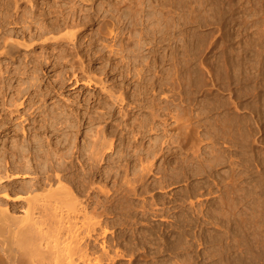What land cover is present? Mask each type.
I'll return each instance as SVG.
<instances>
[{
  "label": "rangeland",
  "instance_id": "rangeland-1",
  "mask_svg": "<svg viewBox=\"0 0 264 264\" xmlns=\"http://www.w3.org/2000/svg\"><path fill=\"white\" fill-rule=\"evenodd\" d=\"M9 3L13 17L7 27L19 32L14 40L24 41V23L17 24L15 17L36 6L45 12L54 7L51 11L56 13L40 19L41 27L55 20L61 31L49 36L66 37L50 47L38 42L31 53L41 60L45 57L44 63L49 58L46 72L34 74L42 78L37 81L41 91L55 87L47 104L38 102L37 107L54 109L60 123L84 124L76 140L79 147L105 128L110 133L105 134L104 147L110 141L113 144L112 160L104 164L105 180H96L97 186L107 190L103 196L108 199L106 207L97 210L101 227L88 235L83 218L78 220L81 239L76 241L79 246L74 242L75 248L88 245L90 251L76 249L74 264H218L219 245L224 251L234 245V264H245L241 252L248 242L254 247L252 255L264 264V0L78 1L74 20L68 21L66 14H60L62 0ZM70 6H64V13H69ZM1 11L0 4V15ZM70 33L78 37L79 56L67 40ZM53 48L55 57L50 54ZM21 54L23 60L27 54L24 50ZM20 64L11 67L13 73ZM34 75L12 74L11 82L24 89L27 83H36ZM98 115H103V120H96L99 123L89 120ZM23 132L21 128L9 134L13 136L9 146L23 141ZM130 156L135 157L133 161ZM114 161L125 164L119 182L112 176L117 172L111 171ZM12 167L19 178L11 181L10 191L16 192L10 193V206L18 217L27 209L18 199L31 196L24 186L39 175L24 180V162ZM73 183L68 178L64 182L71 188L76 186ZM220 203L226 218L218 223ZM227 215L236 218L233 228L238 233L226 225ZM246 230L256 237L247 239ZM24 248L30 264L32 247Z\"/></svg>",
  "mask_w": 264,
  "mask_h": 264
},
{
  "label": "bare ground",
  "instance_id": "bare-ground-1",
  "mask_svg": "<svg viewBox=\"0 0 264 264\" xmlns=\"http://www.w3.org/2000/svg\"><path fill=\"white\" fill-rule=\"evenodd\" d=\"M78 1L84 2V1H90V0H62V2H65L64 3L65 5L67 3L71 4L69 8L70 10L68 9L69 13H64L63 9L65 5L64 6L62 5L63 9L59 7V10L61 9L60 14H62V16H65V14L67 15L66 17H64L65 21L66 20L68 21V19L71 20L72 18L74 20L75 10H76L75 5L77 4ZM0 4L2 7V11H1L2 14L0 15V59H5L6 61H8V63H6L5 66L3 65V62H0V138L2 140L0 144V193L2 194V196L0 194V264H28L29 262L27 263V259L24 258V255H25L24 249L26 250V248L24 247H27V248L32 247L31 249L32 251L30 250L31 252L29 251V249H27L30 253L29 255H31L30 258H28L30 260V264H74L72 256L75 255L74 251L76 249H78L79 251L81 250L85 254H88L89 253L88 250L90 249V248L88 249V245H85L84 247L81 246V249L77 247L79 246L78 245L79 243L76 241L78 239H81L78 237L79 236L78 235L79 228H77L78 220H80V218H83L84 222L81 219L82 220L81 223L83 222V226L85 227L84 230L86 231L87 229L88 231L87 233L88 235H90L89 233H91V231H96L98 227H101L102 221H100L101 219L99 218L101 217V213L97 212V210L101 209L102 207L103 208L106 207V203H108V199L106 198L107 195L106 197L103 196L107 190L105 189L104 191L103 188H101L99 183H98L99 186H97L96 180L97 179H99V181L102 179L105 180V173H108V172H105L104 164L106 160L108 161L109 159L112 160L110 156L111 151L114 150L112 141H110L111 143H109L108 146H107L108 143H106L107 148L104 147V142H106L105 134L108 135L110 132L108 133L105 130L106 128L101 129V130L98 129L95 135L93 136H91L92 134L90 135L92 139L88 137L90 140L86 141L84 145L82 144V146L79 147L77 144L78 142L76 143V140H77L78 134H80L82 132V129L85 128L84 124H80L81 122L78 121V123L74 122V124L71 123L67 125V123L69 122V120H67L68 121L67 123L61 122L62 124H65V126H63L58 121V118L55 115L58 112L55 113L54 109L52 110L50 109L51 111L49 110L48 112V109H49L48 107H47V110L46 108L45 109L43 108L44 106H47V105L42 104L43 105L42 108L44 110L40 111L41 107H37V103L42 102L44 104H47V98L52 97V92H54L55 87H52V89H49L45 92L41 91V88H40L41 82L40 83L38 82L42 78H40V75H34V74H38L39 71H41L42 73L45 67L44 64L49 62V58H48V61L44 63V61L42 60L45 57H42V60H41V57L32 56L31 53H34L35 46L40 45L38 44V42H40L44 46L50 47L52 44L53 45L59 44L61 40L66 39V37L64 36H62V38H58L59 35H57L58 37H55L56 34L55 36H49L51 35V33L54 34V31H57L58 33L59 31H61V29H59V25L57 24V22H55V20L49 22V25H51V29H48L49 25L47 27L45 26L41 27L42 23H40V21L42 20L40 19L46 18V15L50 16L52 13H56V10L52 12L51 9H53L54 7L50 6V10L45 12V11H40L39 7L36 6V9L34 11L29 10L30 11L29 12L27 10L29 13L26 11L24 12L23 16H16L15 22L17 21L16 22L17 24L19 23L18 21L20 22L23 21L24 23V31H23L24 41L23 42L21 41L22 43H20L14 40L15 38L14 36L16 35L19 36V32L14 29L9 30L7 27L9 18L13 17V16H10L11 14L9 12L10 11L9 0H2ZM67 7H69V5ZM32 8H34V4ZM66 9L67 8H65V10ZM37 12L38 13L41 12V13L39 15H36ZM33 27H36L35 32L32 31ZM60 28H63V27H60ZM164 29H168V27H165ZM32 32L34 34H32ZM79 33H81V31ZM67 34L65 36H67ZM69 37L67 38V40H69V42L73 46L72 51L75 53V55L79 56L81 51H80L79 44L77 42L78 37L76 36V33L72 34L71 38ZM162 37H164V35H162ZM55 49L56 48H53L50 52V54H52V56L54 55V57H55V54H54ZM23 50L25 51V54L27 55L26 56L24 55V59L22 60L21 51ZM61 52H63V50ZM42 55H43V52H42ZM46 60H47V56H46ZM19 61L21 63L20 66L18 68H15L14 69L15 71L13 73L11 67L15 63H18ZM49 65L53 66L55 64L51 62ZM52 68H54V66ZM43 72L45 73L46 71H43ZM11 73L13 74V77L18 76V75L27 76L28 74H30L31 76V73H32L34 75V77L32 76L33 77L32 79H34L36 83H33L31 79L30 82L32 83H27L29 84L27 87H25L24 89H18L14 87L11 82L12 80ZM63 85L64 83L62 84V87ZM24 86H25V82H24ZM121 105L120 107L122 108L123 106ZM22 111H24V114H22ZM127 113L129 112H125V116L128 117L129 115H127ZM102 116H99L97 118L90 116L89 120H91L92 122H94V120L95 122H98L96 120H100V119L103 120ZM40 117H41V120H38ZM109 117H111L112 119L113 115L112 116L110 115ZM104 120L106 119L104 118ZM15 121H18L20 123L18 122L15 123ZM60 121H62L61 118H60ZM23 123H24V126L22 127L21 125ZM26 125L29 126L28 129H27L28 126ZM21 128L22 130H24L23 132L24 140L21 142L19 141L13 142L16 145L9 146V143L11 142L10 139L13 137V136H9V134L11 133L17 134L18 130ZM113 133L111 132V135ZM48 134H51V135L48 136ZM58 137H61V138H58ZM54 139H56L57 142H54ZM134 154L135 153L133 152V155ZM84 155H86V159L83 158ZM81 157L83 159H81ZM120 157L121 155L119 154L118 158L120 159ZM135 157L130 156L129 160L133 161ZM136 161H139V160H136ZM23 162H24V176L22 177L24 178V180L27 178L29 179V176L30 175L32 176V174L39 175V176L33 177L34 179H32L31 182L25 184L23 190L27 193V195L29 194L31 196L28 198H24V199H18V202H24L25 206L27 205V209L23 212L22 216L18 215L17 217L16 215H13L15 211L14 213H12L13 205L10 206L11 198H12L10 193L13 192V191H10L11 181L13 177H14L13 179L19 178L18 175L14 176L12 172L14 168L12 167V165H16L17 163L21 164ZM117 162L118 161H114L115 167H112L113 170H111L112 168L109 170L114 171V169H116L117 172H114L112 176H114V179L116 180V182H119L121 181L120 179L122 177V174L120 173V168H122V166H124L125 164L120 166L121 165L120 162H119V165L117 164ZM144 170L145 169H143V171ZM77 171H80V172L77 173ZM68 174L71 177H68L67 176ZM66 176L68 179H71L72 182L74 181V183H76L75 187L72 186L71 188V186L68 187L66 186V184H64V182H66L67 180ZM106 177H108V175ZM121 183H118L116 185H119ZM128 183L129 182L126 181L125 185H127ZM11 190H12V187H11ZM221 204L222 203L219 204L218 210H217L218 211V223H221L222 221L225 220L224 218H226L225 209H223V206ZM232 204L233 202L231 203V205ZM89 209L92 211L89 212L90 211ZM232 211L234 212V210ZM205 215H206V218L209 216V215L207 216V214ZM228 215H227L228 219H226L227 220L226 225H228V227L230 225L232 232L238 233L234 229L236 226L233 225L236 218L235 219L234 218L232 219V217L229 218ZM253 225L251 226L254 227ZM96 226H98L97 229L95 228ZM244 229H247V228H244ZM250 230H253V228H251ZM103 232L106 233V231L104 230ZM87 233H85V235ZM245 234L246 235L244 236H246L247 239L250 238L249 235H251V238H253L252 237L253 231H252V234H249L248 230H246ZM81 237H83V235ZM83 238H85V236ZM220 239H217V240H220ZM74 242L77 245L76 246L77 248H75ZM256 242L253 240V243L256 244ZM84 243L85 241L83 242V244ZM248 243H246L247 246L245 245V248H244L246 251L243 249L241 252V255H242L241 262H244L245 264H259L256 257H254L255 255L254 256L252 255V253H254L253 244L251 243L248 244ZM258 243L259 242H257V246H259ZM226 245H228V243H226ZM233 246H230V247L226 246V249L224 251L222 250L224 246L222 247L219 245V248L217 249L219 251V254L217 253L219 255L218 264H234L236 258L232 257V254H234V249L232 248ZM256 249H259V247H256ZM224 252L227 254V256L224 254ZM222 253L223 255L226 256V258L223 257ZM249 254L251 255V257H248ZM76 256H78V254Z\"/></svg>",
  "mask_w": 264,
  "mask_h": 264
}]
</instances>
